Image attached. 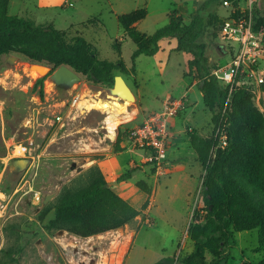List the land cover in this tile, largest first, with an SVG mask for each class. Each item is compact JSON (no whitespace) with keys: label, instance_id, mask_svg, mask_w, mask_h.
Wrapping results in <instances>:
<instances>
[{"label":"rangeland","instance_id":"374dc122","mask_svg":"<svg viewBox=\"0 0 264 264\" xmlns=\"http://www.w3.org/2000/svg\"><path fill=\"white\" fill-rule=\"evenodd\" d=\"M146 2H150V15L140 28L147 34L167 24L172 11L180 12L183 22L188 23L197 9L208 2L206 16L212 25L201 42L211 65L230 61L229 54L220 57L213 18L221 21L230 15L236 8L233 1L231 8H226L220 0H56L51 4L41 0H10L9 11L34 25H52L68 31L67 38L76 35V29L69 28L70 25L95 19L88 29L78 31L97 46L102 59H116L118 54L112 44L116 36L122 35L117 14L129 13ZM238 4L243 7V0ZM254 8L253 13H263L264 0H257ZM121 43L122 58L131 67L133 43L124 39ZM177 44L175 38L165 40L163 50L155 58L165 62L170 59L168 69H173L172 74L162 75L157 70L152 74V57L142 56L137 64V79L149 93L144 103L146 112L157 110L166 93L177 94L180 90L177 81L186 70L190 55L172 52ZM37 66L50 68L15 54L3 57L0 62V257L2 249L13 247L23 251L18 262L12 264H98L101 259L103 264H108L107 253L103 252L113 236L81 239L62 230L48 231L46 226L53 218V206L62 192L86 186L90 169L98 167L92 164L99 158L97 149L111 144L108 116L118 114L121 120L123 113L136 108L135 99L120 95L115 84L107 88L82 75L71 88L57 86L49 78L52 72ZM115 75L124 78L129 74ZM42 78H45L43 86L36 87ZM126 80L133 85L130 78ZM97 102L110 104L112 111L103 110ZM255 102L264 111V97L256 95ZM123 104H126L124 109ZM146 115L140 112L135 125H140ZM198 115V120L208 129L211 113L202 101ZM219 124L224 126V120ZM215 127L211 125L210 137H215ZM218 147L219 144L215 150ZM201 205L197 203L196 210ZM176 219L174 227L169 228L161 222L148 226L142 217L129 253L123 250V256L127 254L124 264H155L163 255L175 256L174 264H184L183 258L191 255L194 247L188 233L185 234L183 218ZM125 229L126 226L119 230L124 233ZM235 238L237 245L230 252L228 264H256L262 257L258 250V230L236 233ZM210 259L206 255L204 264Z\"/></svg>","mask_w":264,"mask_h":264},{"label":"trees","instance_id":"16d2710c","mask_svg":"<svg viewBox=\"0 0 264 264\" xmlns=\"http://www.w3.org/2000/svg\"><path fill=\"white\" fill-rule=\"evenodd\" d=\"M228 1H233L236 7L228 16L237 18L241 15L237 9L239 0ZM208 9L209 3H203L188 23L172 11L169 22L151 35L141 34L134 27L146 18V7L119 15L117 20L125 38L135 45L133 68L138 56H154L160 50L161 40L176 38L177 51L192 57L187 74L199 81L203 104L212 115V125L217 126L224 120L226 127V146L215 151L218 139L202 137L196 130L188 133L205 175L198 198L202 205L195 209L188 229L194 252L184 257L183 263L204 264L209 255L208 264H228L230 252L237 245L236 233L258 230V250L262 257L256 264H264V111L255 102L256 93L239 82L234 85L226 107L229 89L211 75L216 65L210 64L206 47L201 42L212 25L206 16ZM9 10L10 0H0V62L3 57L15 54L33 64L50 66L52 71L66 65L88 81L107 88L114 86L117 72L129 74L121 58L115 61L100 59L96 47L78 33L80 27L75 36L67 38L68 31L52 25H34L11 15ZM253 12V30L264 35V12ZM93 20L87 25L93 24ZM213 20L217 24L215 36L219 38L222 20L217 17ZM87 25L84 23L82 27ZM117 53L120 57L119 49ZM44 80L39 79L36 87H42ZM262 90L264 92V85ZM136 126L135 123L119 126L114 151L121 149L120 143L127 140L129 131ZM89 175L86 186L62 192L53 206V218L46 230H62L88 239L125 227L147 207L148 202L140 210L134 208L109 186L97 166L90 169ZM128 178L129 173H125L117 182ZM136 186L151 194V187L145 182L140 181ZM22 251L23 248L2 249L0 264L18 262ZM175 259V256H168L155 264H174Z\"/></svg>","mask_w":264,"mask_h":264},{"label":"crops","instance_id":"0c3cea01","mask_svg":"<svg viewBox=\"0 0 264 264\" xmlns=\"http://www.w3.org/2000/svg\"><path fill=\"white\" fill-rule=\"evenodd\" d=\"M54 1L56 0H41V2L45 4H51ZM141 7H146L147 16H149L150 2L149 3L146 2L145 4H143L138 8ZM176 13L177 16L179 17L181 16L180 12H176ZM117 16H119V14H117ZM90 20L91 19L80 23L72 24L70 25L69 28H75L76 30L79 27H80L79 30L88 29L91 24L87 25V22ZM142 21L134 24L135 29L141 34L151 35V34H147L145 31H143L140 28ZM84 23L87 26L82 27ZM78 33H80V35L83 37L81 31H79ZM115 39L116 40L112 44L113 48L116 50V52L117 49L120 50V57L119 54L117 53L118 55L116 59H102L97 46L89 41L88 42L96 47L100 59L115 61L121 58L123 60L121 42L123 39L124 40H130V39L125 38L123 32L121 37L116 36ZM167 39H163L159 42V47H160L159 52L163 50L162 44ZM115 45L117 47H115ZM133 46H134L133 49L134 52L135 45L133 44ZM220 46L221 45L218 44V49L221 52L220 57L222 58L224 55L227 54L225 50L221 48L222 46L221 47ZM177 47L178 44L174 48H172V52L179 53V51H177ZM159 52L154 56H147V57H152L154 59L150 72L153 74V72L157 70L162 75L172 74L173 69L171 68L168 69L170 59L167 60L168 62L156 61L155 58L159 54ZM142 56H146V55H140L136 58L134 68H133V62H132V66L129 67L123 60L125 67L130 71L129 75H127L126 77H128V79L130 78L133 81V85H132L126 80V77H124L126 83L130 87L134 95V99H135L134 106L136 108L134 110L128 111L127 114H123L122 119L124 120L121 119L119 121L120 123L119 122L117 123L113 135L109 132V129H107L108 139L111 144L106 148L97 149V151L99 152L98 154L99 158L94 159L92 163L94 165L96 164L98 165V167L104 174L106 181L111 185L113 190L119 195L123 196L134 208L140 210L142 206L146 202H148L145 210H143L142 213L138 217H136L132 222L126 225V229L124 233H122V230H116L102 234V237L104 238L110 236L114 237L112 240L108 241V249L103 252L104 254L107 253V257L109 261L108 264H124L125 257L129 253L130 248L133 245L135 238L137 236L138 232L136 231V227L141 222L142 217L144 218L145 222L147 219H151L152 220L151 222L154 225L155 224L157 225L159 222H161L163 226L172 228L175 225V221L177 220L176 218L181 216L183 218V224L185 225V229H187V231L185 230V234L187 235L191 218L194 214V210L196 209L198 203L200 189L205 175V169L203 168L202 164L199 162L197 158V154L191 145V141L188 136V133L190 131L196 130L200 136L208 137L211 131L212 123L208 126L207 129L204 128L203 123L201 124V122L198 120L199 117L198 108L201 104V101L203 102V95L199 90V81L195 79L193 76L187 74L188 62L192 58L191 55H190V60H187L186 70L183 71L181 78H179V80L177 81V83L180 85V90L178 91L179 93L178 92L177 94L166 93V96L160 100V105L158 109L150 110L148 112L145 111L144 103H145V98L148 97L147 94L149 93L144 90V86L137 79V76L139 74L138 72L139 67H137V64ZM142 63H144V61H142ZM168 97L183 99V105L178 115L169 122L170 139L167 148V161L164 165L163 172L158 174L156 173L152 164L148 161L149 152L134 147V145L129 140H124L120 143L121 149L119 151H114L113 144L116 141L119 126H121L122 124L128 125L134 123V121L137 118L136 116L140 112L142 114H147L146 115L147 117L148 115L156 111H159L162 107L164 100L167 99ZM145 118L142 120L141 124L143 123ZM126 119L128 121H126ZM211 121H212V115H211ZM125 173H129V178L127 180L117 182L118 178ZM140 181L145 182L149 187H151L150 195L141 191L136 186L137 183ZM185 219H187L186 222L184 221ZM99 236L101 235L93 236L88 239ZM124 248L125 250H127V254L125 256H122L121 262L118 263L119 255L121 251L124 250ZM165 257L168 256L163 255L162 258ZM103 262L104 260L101 259L98 264H103Z\"/></svg>","mask_w":264,"mask_h":264},{"label":"built area","instance_id":"2783aa9c","mask_svg":"<svg viewBox=\"0 0 264 264\" xmlns=\"http://www.w3.org/2000/svg\"><path fill=\"white\" fill-rule=\"evenodd\" d=\"M243 2V7L240 4L237 6L241 15L237 18L228 16L222 19L220 26L218 44L230 55V61L225 65L217 63L211 69V75L216 76L221 84L229 89L226 107L237 82L252 89L258 98L264 97V35L255 32L252 27V12L257 0ZM222 4L226 8L231 6L228 0H222ZM182 105L183 99L168 97L159 111L148 115L142 124L128 133L127 140L134 147L149 152L148 161L158 174L163 172L167 161L169 122L178 115ZM225 110L226 108L224 112ZM215 138L219 141V147L226 146L225 125L219 124L215 127ZM151 223V219L146 220L148 226Z\"/></svg>","mask_w":264,"mask_h":264},{"label":"water","instance_id":"95a60500","mask_svg":"<svg viewBox=\"0 0 264 264\" xmlns=\"http://www.w3.org/2000/svg\"><path fill=\"white\" fill-rule=\"evenodd\" d=\"M41 68L45 72L46 71L52 72L49 78L57 86L71 88L73 87V85H75L81 80V76L66 65H62L58 67L57 69H55L54 71H52L51 67L49 68L46 66L45 67L41 66ZM114 84L120 95L122 94V95H125V96H128L134 99L132 90L130 89V87L128 86V84L126 83V81L124 80L122 76H119V75L115 76ZM109 186L111 187L110 184Z\"/></svg>","mask_w":264,"mask_h":264},{"label":"bare ground","instance_id":"6f19581e","mask_svg":"<svg viewBox=\"0 0 264 264\" xmlns=\"http://www.w3.org/2000/svg\"><path fill=\"white\" fill-rule=\"evenodd\" d=\"M39 69H41V70H43L41 67H38ZM97 101V100H96ZM90 105V104H89ZM96 105H98L100 108H102L103 110H105V111H108V112H111L112 110H111V108H112V106L110 105V104H108V103H105V102H97L96 103ZM120 105V104H119ZM124 105L126 106V104H123V108L122 109H124L125 107H124ZM115 106V105H114ZM121 107V106H120ZM121 109V108H120ZM128 112V111H127ZM123 114H125V113H123ZM132 116V115H131ZM131 118V117H130ZM122 120H124V119H122ZM120 121V118L118 117V114H116V115H110V116H108V118H107V122H108V129H109V132L113 135L114 134V129H115V127H116V125H117V123ZM126 121H128L127 119H126ZM120 123V122H119ZM123 252L124 251H121V253H120V255H119V258H118V263H120L121 262V259H122V256H123Z\"/></svg>","mask_w":264,"mask_h":264}]
</instances>
